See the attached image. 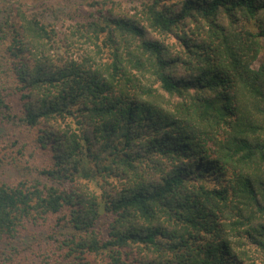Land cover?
Masks as SVG:
<instances>
[{
    "label": "trees",
    "instance_id": "1",
    "mask_svg": "<svg viewBox=\"0 0 264 264\" xmlns=\"http://www.w3.org/2000/svg\"><path fill=\"white\" fill-rule=\"evenodd\" d=\"M27 1L0 17V122L28 129L48 163L26 177L0 153L22 172L0 181V264H247L246 242L264 254V0H142L133 14L101 0L88 9L111 47L99 66ZM152 150L180 164L150 181ZM89 157L126 183L104 226L68 185Z\"/></svg>",
    "mask_w": 264,
    "mask_h": 264
},
{
    "label": "rangeland",
    "instance_id": "2",
    "mask_svg": "<svg viewBox=\"0 0 264 264\" xmlns=\"http://www.w3.org/2000/svg\"><path fill=\"white\" fill-rule=\"evenodd\" d=\"M114 1L120 3L119 7L121 9L125 8L129 13L133 14L135 13L134 6L142 0ZM100 2L101 0H28L25 5L30 9L45 11L46 19L51 21L58 31H62L57 37L63 40L66 45L70 43V40H74V46L70 44L72 49L74 51L76 50V55L85 57L91 54L95 57L97 65L99 66L107 60L105 59L106 57L110 56L109 50H111V47L108 42L106 44L103 43V34H99L98 38L95 39L94 35L89 30V21L92 16L88 14V9L91 11V7H93L94 15H98V8L96 7L100 5ZM16 3V0H0V17L3 15V9L5 7H12L13 4ZM139 20L140 23L144 24L141 17ZM164 40L167 42L169 50L174 53L178 51L179 48H177V43L173 37L164 36ZM261 43L263 44V49L259 58L262 59L264 56V37L261 38ZM96 45H99V48H97ZM74 47L76 49H74ZM258 63V61H254L252 65L256 67ZM124 66H126V63H124ZM127 70L134 83L140 84L147 79L145 81L148 83V86L156 92L160 102L167 108L173 107L177 97L170 96L158 90L157 84L153 82L152 77H147L144 69L132 67L127 68ZM53 123L54 125L58 124L60 128L65 127L63 122L61 124L58 122ZM261 136L263 137L262 139H264V132H262ZM12 140L16 142H12ZM32 143V136L30 132H28V129L24 128L16 120L0 122V153H5L8 157L12 156V159L16 161L21 159L24 164L27 165L23 169V173H25L26 177H35L39 168L46 167L48 163L44 154L35 148ZM18 149L22 150V154L18 153ZM158 153L157 150H152L149 152V157L141 159L143 175H145L148 180H153L157 176H164L173 169H176L180 164V161L172 158L166 159ZM90 158L91 157L82 159L81 167L87 164H89V166L81 172H73L72 179L68 178L70 182L68 185L83 194L85 193L88 197H91V206H95V208L100 211V214L102 213L100 216V224L104 226L108 220H111L110 215L104 209V202L109 200L108 196L116 195L121 191L126 183L124 182V178L119 179L112 171L107 172L105 170H100L96 172V168H94L95 161H91ZM3 161L5 164L3 167H0V181L8 178L16 179L20 173H22L19 171V168H16L17 163L15 161L14 164H11L7 157H5ZM101 166L102 164L100 163L99 167ZM133 177L134 176H132V178ZM253 251V247L246 242L244 244V255L245 260L246 256H249L247 264H251V261L260 263L261 258L264 257V254Z\"/></svg>",
    "mask_w": 264,
    "mask_h": 264
}]
</instances>
